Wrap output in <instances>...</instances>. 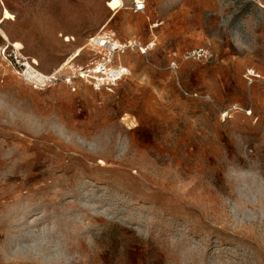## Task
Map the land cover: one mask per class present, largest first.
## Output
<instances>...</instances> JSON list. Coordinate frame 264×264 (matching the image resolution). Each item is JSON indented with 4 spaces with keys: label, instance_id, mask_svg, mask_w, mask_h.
<instances>
[{
    "label": "rangeland",
    "instance_id": "1",
    "mask_svg": "<svg viewBox=\"0 0 264 264\" xmlns=\"http://www.w3.org/2000/svg\"><path fill=\"white\" fill-rule=\"evenodd\" d=\"M109 1L0 0L43 78L107 60L100 33L148 48L116 54L129 74L110 86L38 87L0 55V264H264V15Z\"/></svg>",
    "mask_w": 264,
    "mask_h": 264
},
{
    "label": "built area",
    "instance_id": "2",
    "mask_svg": "<svg viewBox=\"0 0 264 264\" xmlns=\"http://www.w3.org/2000/svg\"><path fill=\"white\" fill-rule=\"evenodd\" d=\"M132 11L135 14L145 13V0L135 1L132 6ZM90 44H92L95 48L106 51L108 53V59L99 61L98 64L93 68L87 67L78 69L74 67L72 69L71 75L65 74L63 68L45 78H39L35 74L27 75L26 71L29 61L23 57L20 50L8 46V44L0 47V55L14 66V69L17 70L18 74H24L27 77H31L32 83L38 87L52 85L58 81L72 83L73 80L84 78L93 79L99 86H110L122 80L129 74L125 68H113L110 66L116 54L129 48H139L144 52L148 49L141 47V45L135 40L128 41L127 43H121L114 33H105L103 35L100 33L90 39ZM188 58L209 60L213 58V54L208 48H200L188 53ZM31 66L33 67V64ZM174 67L175 64L171 66L172 69ZM244 77L249 81L250 84L262 78L261 75L254 69L247 70Z\"/></svg>",
    "mask_w": 264,
    "mask_h": 264
},
{
    "label": "bare ground",
    "instance_id": "3",
    "mask_svg": "<svg viewBox=\"0 0 264 264\" xmlns=\"http://www.w3.org/2000/svg\"><path fill=\"white\" fill-rule=\"evenodd\" d=\"M135 1H137V0H135ZM123 5H124L123 0H111V1L108 2V4H107L106 6H107V8H109L110 10H112L113 12L115 11L114 14H116V13H117V9L121 8ZM5 12H6L8 15L10 14L9 10L5 7V8L3 9V15H2V17H1V19H0V27H1V25L5 22V19L7 18V16L4 15ZM110 20H111V19H110ZM105 25H106V24H105ZM103 27H104V26H103ZM104 30H105V28H104ZM0 31H1V33H2V37L4 38V40H6L8 46H11V47H13V48H15V49H17V50H20V51L24 48L23 45H22L21 43H19V42H15V43H12V44L9 43L10 41H9L8 36H7V35L1 30V28H0ZM1 33H0V34H1ZM79 56H80V53H77V55H76L75 57H71V58L67 61V63L64 64L61 68H64L65 66L69 65L72 61H74L75 58H78ZM32 63H33V65L38 64L36 60H33ZM32 63H31V64H32ZM31 64H30V63L27 64V66L29 65V67H30V68H29L28 75H33V74H35L37 77H39V78H43L45 75L42 74V73H39L38 71H36V70L31 66Z\"/></svg>",
    "mask_w": 264,
    "mask_h": 264
},
{
    "label": "crops",
    "instance_id": "4",
    "mask_svg": "<svg viewBox=\"0 0 264 264\" xmlns=\"http://www.w3.org/2000/svg\"><path fill=\"white\" fill-rule=\"evenodd\" d=\"M256 8L258 9V11H260L263 15H264V0H251ZM3 15V9H1V12H0V19Z\"/></svg>",
    "mask_w": 264,
    "mask_h": 264
},
{
    "label": "snow or ice",
    "instance_id": "5",
    "mask_svg": "<svg viewBox=\"0 0 264 264\" xmlns=\"http://www.w3.org/2000/svg\"><path fill=\"white\" fill-rule=\"evenodd\" d=\"M4 15L7 16L8 14L5 12Z\"/></svg>",
    "mask_w": 264,
    "mask_h": 264
}]
</instances>
